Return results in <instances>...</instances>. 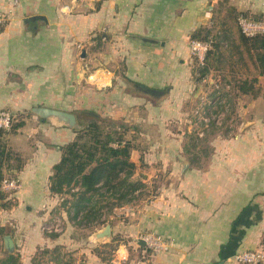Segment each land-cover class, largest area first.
Masks as SVG:
<instances>
[{
    "label": "crops",
    "instance_id": "1",
    "mask_svg": "<svg viewBox=\"0 0 264 264\" xmlns=\"http://www.w3.org/2000/svg\"><path fill=\"white\" fill-rule=\"evenodd\" d=\"M222 2L238 11L264 6V0H0L9 15L0 27V110L21 115L23 122L6 134L17 161L9 170L20 188L11 194L15 205L4 210L0 227L11 235L20 264H32L42 244L64 243L83 258L72 264H234L242 250L264 255V112L257 98L242 105L239 131L216 138L204 160L188 158L190 150L181 145L149 147L142 181L156 183V191L127 206L126 218L111 225L110 240L117 243L112 258L99 249L106 240L90 239L101 228L82 242L39 229L45 209L62 199L48 190V178L60 146L75 133L40 120L31 108L94 105L128 117L134 104L131 111L143 120L151 103L127 90L136 83L167 88L155 104L164 116L174 90H182V98L191 85L190 33L212 22ZM29 16L36 19L25 21ZM97 73L102 80L92 78ZM135 170L137 175L136 164ZM145 233L164 238L167 250L153 253L141 245Z\"/></svg>",
    "mask_w": 264,
    "mask_h": 264
},
{
    "label": "rangeland",
    "instance_id": "2",
    "mask_svg": "<svg viewBox=\"0 0 264 264\" xmlns=\"http://www.w3.org/2000/svg\"><path fill=\"white\" fill-rule=\"evenodd\" d=\"M212 22L208 25L199 26L196 30L205 35L208 31L209 37L217 44L215 55L208 61V69L202 75L200 72L203 64L189 51L190 37L187 39V48L190 60L187 62V67L191 71V85L187 90V95L182 96V90H174L173 95L167 99L166 114L160 116L155 108V104L159 102L161 97L167 91V88L159 89L162 95L146 94L134 87L133 83L128 84L127 90L135 95L143 96L145 101H150V111L145 112L143 120L136 116V105H128L130 114L128 117L121 114H111L95 108L94 105L86 107H75L73 112L76 114L78 122L83 126L92 121V114H98L103 121L108 125L105 128L115 127L116 130L125 131V136L131 141L132 147L136 149L133 158L138 174H133L131 181L137 182L135 189L128 190L126 195L119 193L105 197L94 195L92 203V214L89 217H83L84 212L80 213L79 218L73 219L72 208L67 200L72 197L68 194H63L62 199H58L55 205L45 209L44 219L39 223L40 232L50 237L56 233H65L66 237L81 238L89 236L96 228H102L106 224H115L116 219L126 218L125 210L127 206H132L152 196L156 191V183L142 181L143 172L146 168H142L148 153L149 147L154 145H181L184 149L190 150V154L199 155V160H204L207 152L211 150V145L218 137L228 139L234 133L239 131L242 125V105L251 99H258V109L264 112V74H260L256 66L255 55L252 50H249L248 45L243 41L239 27L237 25L238 14H248L254 18L264 16V6L261 10L253 12L247 9L236 10L228 3H220L213 9ZM211 48L212 49V42ZM121 68L122 64L119 62ZM192 69L195 71L193 72ZM247 78L252 82L253 89L243 94L238 87L242 80ZM253 80V81H252ZM99 112V113H98ZM164 114V113H162ZM13 116L12 124L17 123ZM20 120V119H18ZM120 126L117 127V126ZM112 127V128H113ZM0 140L5 144L6 135H2ZM194 151V152H193ZM8 163L11 166L17 164L14 152L10 151ZM157 155V154H156ZM155 159V158H154ZM136 170H134L135 172ZM157 172V171H156ZM126 190L123 188L121 192ZM13 202V196L8 195L7 201ZM5 200H0V206L5 204ZM9 208L0 207V223L5 219L3 216L4 210ZM69 210V211H68ZM68 211V212H67ZM40 213V212H39ZM38 213V214H39ZM41 215V214H40ZM12 235H15V228L12 227ZM6 234V233H5ZM19 235V234H18ZM117 244V243H116ZM114 242L107 241L101 248L103 257L112 258L115 252ZM74 247L66 243L56 246L47 247L42 244L37 247L32 256V264H52L49 261H55L58 264H72L74 261L83 259L79 255L74 254ZM18 254L15 250L12 254ZM8 254L3 248V240L0 237V260ZM235 264V263H234Z\"/></svg>",
    "mask_w": 264,
    "mask_h": 264
},
{
    "label": "trees",
    "instance_id": "3",
    "mask_svg": "<svg viewBox=\"0 0 264 264\" xmlns=\"http://www.w3.org/2000/svg\"><path fill=\"white\" fill-rule=\"evenodd\" d=\"M205 33L203 35L200 30H196L190 36L192 40L212 42V49L206 53L205 62L200 70L202 75L208 69V61L215 55L217 48V44L209 37L208 31ZM241 35L249 50H252L255 55L256 66L260 74H264V35L252 37L244 36L242 33ZM192 71L195 70L192 69ZM252 85V82L245 78L238 89L241 93L247 94L253 89ZM89 113L92 114V121L83 125L81 129L74 130L73 139L60 146V158L52 166V173L48 178V190L51 193L68 194L72 197L67 202L72 208L73 219L79 218L78 215L83 212L85 218L92 214L93 206H89V204L92 203L95 194L105 197L119 193L124 197L128 190L135 189L137 183L130 180L134 174L135 163L130 160L132 144L126 138L125 131L123 129L122 131L116 130L113 126V128H105L108 125L98 114ZM21 117V115L16 116L17 123L12 124L9 130L0 128V137L22 126ZM117 127L120 128L119 125ZM10 154L6 143L4 144L0 140V200H5V204H2L1 208H11L15 205L14 199L13 202H10V199L6 200L7 196L14 192L4 191L1 188V181L4 177L18 180L9 170L12 168L8 163ZM123 188L126 190L121 192ZM4 233L5 229L0 227L1 238ZM0 264H20L19 255L5 254L4 258L0 260ZM261 264H264V261Z\"/></svg>",
    "mask_w": 264,
    "mask_h": 264
},
{
    "label": "built area",
    "instance_id": "4",
    "mask_svg": "<svg viewBox=\"0 0 264 264\" xmlns=\"http://www.w3.org/2000/svg\"><path fill=\"white\" fill-rule=\"evenodd\" d=\"M9 19L8 12L0 9V27L4 26ZM237 25L240 32L247 37L255 35H264V16L254 18L250 15L239 14L237 16ZM211 43L205 40L193 39L189 41V51L203 64L204 58ZM13 122V115L5 109L0 110V128L9 130ZM1 188L4 191H17L20 183L15 178L4 177L1 181ZM140 240L144 242V246L151 252L165 251L168 248L167 242L160 235L153 233H145L140 236ZM233 261L236 264H261L264 261V255L257 250H242L234 254Z\"/></svg>",
    "mask_w": 264,
    "mask_h": 264
},
{
    "label": "water",
    "instance_id": "5",
    "mask_svg": "<svg viewBox=\"0 0 264 264\" xmlns=\"http://www.w3.org/2000/svg\"><path fill=\"white\" fill-rule=\"evenodd\" d=\"M36 16H29L25 18V21H34ZM83 55V54H82ZM135 88L139 91L152 94V95H162V92L158 90L149 89L147 87L141 86L139 84H133ZM32 113H34L37 117L42 121L50 122L57 124L59 126H63L72 130H78L82 128V125L78 122L77 116L73 111H66L57 108H51L46 106H37L31 108ZM111 236V226L110 224H106L99 231L91 234L90 239L93 241L100 240H110ZM3 240V248L7 253L12 254L14 251V241L10 234H4L2 236ZM141 245H144V242L139 241Z\"/></svg>",
    "mask_w": 264,
    "mask_h": 264
},
{
    "label": "bare ground",
    "instance_id": "6",
    "mask_svg": "<svg viewBox=\"0 0 264 264\" xmlns=\"http://www.w3.org/2000/svg\"><path fill=\"white\" fill-rule=\"evenodd\" d=\"M92 78L95 79V80H98V81L102 80L98 73L96 75H94Z\"/></svg>",
    "mask_w": 264,
    "mask_h": 264
}]
</instances>
